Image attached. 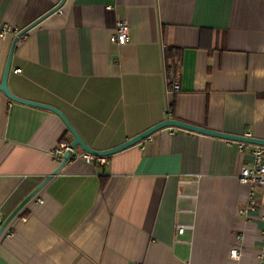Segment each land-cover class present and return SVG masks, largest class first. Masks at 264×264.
<instances>
[{"label": "crops", "instance_id": "crops-1", "mask_svg": "<svg viewBox=\"0 0 264 264\" xmlns=\"http://www.w3.org/2000/svg\"><path fill=\"white\" fill-rule=\"evenodd\" d=\"M60 1L0 0V23L21 31ZM13 39H0V83ZM7 85L96 151L167 116L264 141V0H66L16 41ZM71 141L56 115L0 93L1 224ZM253 149L167 129L104 164L70 160L7 227L0 264H264V187L238 182ZM249 191L257 207L240 214Z\"/></svg>", "mask_w": 264, "mask_h": 264}, {"label": "water", "instance_id": "water-1", "mask_svg": "<svg viewBox=\"0 0 264 264\" xmlns=\"http://www.w3.org/2000/svg\"><path fill=\"white\" fill-rule=\"evenodd\" d=\"M66 2V0H61L55 7H53L50 11H48L47 13H45L43 16H41L40 18H38L36 21H34L33 23H31L30 25H28L27 27H25L24 29H22L13 39L12 45L10 47V52L8 55V59L6 62V66H5V70H4V74H3V78L2 81L0 83V93H2L9 101L14 102V103H18V104H22V105H26L29 107H33V108H37V109H41V110H45L48 111L50 113H53L54 115H56L63 123V125L66 128V131L70 134V136L72 137V141L70 142V149L71 150H75L76 152H83L89 155H92L96 158L99 159H105V158H109L115 154H118L122 151H125L129 148L135 147L139 144H141L142 142H144L146 139H148L149 137H151L153 134L162 131V130H167V129H179V130H183V131H188L190 133H194V134H198V135H202V136H206V137H211V138H216V139H221V140H225V141H229V142H233V143H237V144H244V145H251V146H260V147H264V141L263 140H259V139H254V138H250V137H244V136H235V135H229V134H225V133H220V132H215L212 130H208V129H204L201 127H197L194 125H190L187 123H184L182 121H178V120H172L169 119V117L167 116L166 119L147 129L146 131L140 133L139 135L129 139L128 141H125L124 143H122L121 145L114 147L112 149H108V150H104V151H96L90 147H88L83 140L80 138V136L78 135V133L75 131V129L71 126V124L68 122V120L66 119V117L57 109L48 106V105H43V104H39V103H35V102H31V101H27L24 99H20L16 96H14L8 88L7 85V79H8V75L10 73V68H11V58H12V52L14 49V45L16 43V41L21 38L22 36H24L27 32H29L30 30H32L33 28H35L38 24H40L42 21H44L46 18H48L49 16H51L52 14L58 12L64 5V3ZM167 112V109H166ZM71 160V152H67L64 157L62 158V160L60 161L58 167L51 173V175H49L48 177H46L9 215L8 217L3 221V223L0 226V239L2 237V235L4 234L5 230L7 229V227L10 225V223L18 216V214L20 213V211L30 202L32 201L38 194L39 192H41V190L47 185V183L54 177L56 176L58 173H60V171L65 167V165Z\"/></svg>", "mask_w": 264, "mask_h": 264}, {"label": "built area", "instance_id": "built-area-1", "mask_svg": "<svg viewBox=\"0 0 264 264\" xmlns=\"http://www.w3.org/2000/svg\"><path fill=\"white\" fill-rule=\"evenodd\" d=\"M20 31L6 23H0V39H6L8 36H16ZM130 40V28L125 20L118 21L115 25L114 33L112 36V41L117 46H124ZM14 73H20V70H15ZM172 91L174 93L179 92L178 78L173 81ZM247 137V136H244ZM240 151L245 147L244 144H237ZM71 152V160L81 159L86 163H93L95 161L105 163L104 159L96 158L92 155L80 152L77 153L75 150L70 149V144L66 142L59 143L55 149L50 153L51 157L58 163L62 160L64 155L67 152ZM252 161L248 166H243L240 168L238 174V182L242 186H246L249 189L253 187H264V147L254 146V149L251 153ZM246 209L241 211L240 214H246L247 212H254L257 207L258 200L254 197L251 191L248 192L246 198ZM2 220L0 218V224ZM185 228L182 226L176 227V233L182 235ZM238 251L234 250L231 252V257L236 259L238 258ZM264 257V249L260 255V259Z\"/></svg>", "mask_w": 264, "mask_h": 264}, {"label": "trees", "instance_id": "trees-1", "mask_svg": "<svg viewBox=\"0 0 264 264\" xmlns=\"http://www.w3.org/2000/svg\"><path fill=\"white\" fill-rule=\"evenodd\" d=\"M171 59H174L173 56L170 57ZM173 75H174V67H169L167 69V84H166V87L170 88L172 87L173 85Z\"/></svg>", "mask_w": 264, "mask_h": 264}]
</instances>
